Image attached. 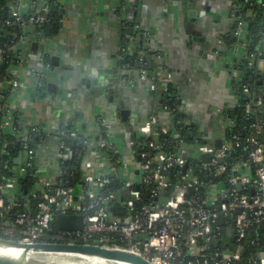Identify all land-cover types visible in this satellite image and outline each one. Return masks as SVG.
Masks as SVG:
<instances>
[{
  "label": "built area",
  "instance_id": "2783aa9c",
  "mask_svg": "<svg viewBox=\"0 0 264 264\" xmlns=\"http://www.w3.org/2000/svg\"><path fill=\"white\" fill-rule=\"evenodd\" d=\"M258 5L264 7V0L249 7ZM51 12L48 0H10L11 20L6 25L14 33L9 47L0 49V64L9 53L16 58L11 67L25 63V49L36 40L34 35L50 24ZM232 15H236L235 10ZM236 18L235 34L242 38L241 46L249 59L247 65L264 74V56L260 54L256 58L248 54L255 36L246 32L239 15ZM49 68L43 59L27 68L26 75L33 80L36 90L47 87ZM145 73L142 68L143 78ZM231 75L236 84L243 81L244 73L238 66ZM23 87V82L10 69L0 81L1 133L16 137L12 146L18 142L23 150L22 164L11 167L9 176L0 174V239L25 244H96L131 251L158 264L244 262V242H249L252 230L264 228V112L261 120L255 118L257 110L264 109L263 93L247 102L245 111L250 127L247 138L225 137L219 149L214 143H191L180 137L179 126L188 122L177 119L174 110L167 107L166 111L174 114V126L161 125L151 115L138 129V137L129 140L132 149L129 160L120 151L121 139L104 117L100 119L96 136L85 138L83 145L79 143L81 132L63 130L58 141L59 153L65 155L69 149L71 162L66 167L61 162L62 176L52 180L36 167L40 144H36L35 138L40 135L39 127L23 123L12 102ZM250 95L247 85L237 91L239 101ZM234 127L235 121L229 118L227 128ZM162 136H171V142L177 146L170 148L167 142L159 141ZM66 139L76 142L69 148ZM185 142L198 145L197 150L181 147ZM243 146L246 155L233 161V152ZM90 148L97 154V164L87 160L85 171L78 170L75 163ZM187 153L189 160L185 159ZM1 155L0 152V158ZM193 164L201 176L194 172ZM228 171L232 176L227 184L214 183ZM30 172L36 176L37 185L25 195L21 192V180ZM119 181L121 191L116 186ZM139 186H152L149 196L157 201L144 203ZM170 189L171 196L164 198ZM162 197L164 200H160ZM59 215L82 217L83 230L66 232L56 227L57 233H51ZM219 218L225 220L224 226L218 224ZM230 225L232 234L224 249H212L213 239L223 236L222 231ZM255 244L251 240V245ZM249 263L264 264V253Z\"/></svg>",
  "mask_w": 264,
  "mask_h": 264
},
{
  "label": "crops",
  "instance_id": "0c3cea01",
  "mask_svg": "<svg viewBox=\"0 0 264 264\" xmlns=\"http://www.w3.org/2000/svg\"><path fill=\"white\" fill-rule=\"evenodd\" d=\"M133 1L134 14L132 10L126 16L119 13V3L114 7L111 0L62 1L66 14L59 17V23L63 26L49 41L47 53L55 49L54 54L60 57V67L55 72L66 70L63 86L47 95H36L26 71L41 58L36 59L30 48L26 68H10L24 84L12 101L19 118L27 125H39L43 132L67 125L70 129L79 127L84 135L94 138L99 121L96 118L104 117L114 126V134L121 139L120 151L129 160V140L138 137L139 123L157 110L151 97V82L139 80L119 61L124 41L119 34V13L123 20L133 16L151 32L144 40L147 50L143 55L149 57L154 70H163L171 77L177 96L182 99L180 114L196 127L197 141L202 143L201 136L210 142L212 135L214 143L224 139L226 112L239 103L231 73L245 57L242 38L235 34L233 0ZM245 1L247 14L253 15L249 5L258 0ZM54 75L49 82L57 84L60 81L54 80ZM124 111L130 112L128 122L123 119ZM159 120L167 125L170 118L165 114ZM40 143V167L52 164L54 179L42 170L43 175L57 180L60 169H56L54 153L45 141ZM92 159L98 162L96 155Z\"/></svg>",
  "mask_w": 264,
  "mask_h": 264
},
{
  "label": "trees",
  "instance_id": "16d2710c",
  "mask_svg": "<svg viewBox=\"0 0 264 264\" xmlns=\"http://www.w3.org/2000/svg\"><path fill=\"white\" fill-rule=\"evenodd\" d=\"M37 1V0H34ZM49 5L51 6L52 12L50 15L51 22L50 24L46 25L42 30H40L38 33L34 35V38L41 36V34H44L48 36L49 38H53L56 36L59 30V14H58V1L57 0H48ZM239 8L242 10V21L244 22L245 30L247 33L252 34L255 36L254 40H252V46L248 52V54L256 55V58H260V54L264 56V42L262 41V34L264 32V7L260 8V6H253V15H248V9L247 7L243 5H239ZM10 0H0V49L8 48L13 37V28L6 25V22L11 20L10 17ZM234 28L235 25H234ZM245 40V39H244ZM248 56V55H247ZM16 58L14 54H7L4 57L3 64H0V81L3 80V77L7 74L10 67L14 64ZM247 62H249V59L244 57V60L239 63L238 68H240L244 73V78L241 83L236 84V82H233L234 85V91L237 93L241 86L247 85L251 89V95L249 98L247 96H243L242 99L239 101L238 105L234 108L230 109L226 112V117L229 119H232L235 121V127L230 129L227 128L226 131V137L231 138L233 135H239L242 140H245L250 133V127L249 122L246 119V105L250 98H257L260 94H264V79L262 74L257 68H249L247 65ZM257 61H255L256 63ZM251 78L253 79V82H251ZM263 81V84L259 85L258 82ZM177 97L175 86L172 84L167 92L162 96V99L164 101L168 100V104L170 107L174 108L175 117L179 120H186L180 113H178L174 107V102ZM166 103V102H164ZM264 109H258L255 115V118L261 120V116L263 115ZM3 123V119L0 118V139L2 141V144L0 145V152L2 153L0 158V174H3L5 176H9V170L11 167L18 166L16 164L17 158L22 153L21 144L17 142V144L13 147L12 142L16 141V137L14 136H5L1 132V125ZM181 132L183 133V137L187 139L188 142H194L197 141V131L196 127L189 126L188 124L180 125ZM135 138V137H133ZM171 136H162L158 140L161 142H167L169 144V147L172 148L173 145L177 146L176 143L171 142ZM36 144L40 143V138H35ZM246 147L243 146L240 149H237L235 152H233L232 160H236L238 158L244 157L247 153V150H245ZM232 161V162H233ZM78 170H81V164L79 161L75 163ZM194 167V172L198 175H202L200 173V170L195 167V165H192ZM37 169L38 164H36ZM231 171H228L225 175H223L220 178H216L214 180L215 184H220L221 182H224L225 184L228 183L229 178L231 177ZM173 179V178H172ZM202 179V177H201ZM177 179H175L176 181ZM174 181V179H173ZM206 181V180H204ZM77 184V183H76ZM75 184V185H76ZM37 185V178L33 173H27L25 177L21 180V192L25 195H29L32 190L35 189V186ZM116 186L121 191L122 189V182H117ZM152 186H139V191L141 192L143 196L144 203L148 202H155L157 201L155 198H150L149 193ZM245 193V192H242ZM172 194V189L167 190L164 193V198H169ZM162 197L160 200H164ZM159 200V201H160ZM58 229L55 227L53 228V232L57 233ZM249 242H244L243 246L245 248V254L243 255L244 262L241 264H250L249 260H254L258 257L259 254L264 253V228L260 229H254L249 234ZM251 240H254L256 242L255 245H251ZM228 243L227 238H223L222 235L217 236V238L213 239L212 244L210 245L212 249H224L226 244Z\"/></svg>",
  "mask_w": 264,
  "mask_h": 264
},
{
  "label": "water",
  "instance_id": "95a60500",
  "mask_svg": "<svg viewBox=\"0 0 264 264\" xmlns=\"http://www.w3.org/2000/svg\"><path fill=\"white\" fill-rule=\"evenodd\" d=\"M57 1H58L57 4H58L59 17L63 18L66 14L64 6L63 7L61 6V3L63 0H57ZM68 4H71V3H68ZM32 11H36V8H32ZM72 15H75V14H72ZM62 26H63L62 22L59 23V27H62ZM45 47L47 49L49 48V41H47ZM39 49H40V44L38 42L31 44V50L34 54H36L37 56L36 59H40L42 56L39 53ZM127 49H128V46H127ZM49 52H50L48 54L50 56L49 59H50V62L53 64L52 66L53 68L51 72L55 73L56 76H58L59 78L58 81L60 82H57V84L50 83V86L47 90L48 92L46 93V95L53 92L56 89L57 85L60 86L61 88L63 86L62 84L64 83V77L67 75L66 70H57V72H55L56 67H60V57L55 55L57 54L55 52V49L53 50L51 49ZM26 65L27 64L24 63L22 67L26 68L25 67ZM31 67H33V65H31ZM149 70L153 71L154 68H152L151 66ZM150 77L152 79H155V81L154 80L151 81V85H155L156 83L159 85L160 81L166 80L168 75L163 70H159L156 72L155 76H149V78ZM263 79H264V76H263ZM251 82H253L252 78H251ZM169 83L173 84L171 80L169 81ZM258 84L259 85L263 84V81H259ZM31 85L33 86V82H31ZM63 90H66V88H64ZM58 98L61 99L62 96L58 95ZM122 114H123L124 121L128 122L129 120L128 117L130 115V112L124 111ZM165 114H167V116L170 118V120H168L169 123L167 125H169L170 127H173L174 124L172 123L175 119L174 114L172 113L170 114L168 111ZM165 114H164V111H158L154 113L153 115H155L159 120V117L165 116ZM159 123H160V120H159ZM161 125H164V124H161ZM38 127L40 129V135H39L40 142L45 141L46 142L45 145L49 147V149H52V152L54 153L55 161L57 164L56 169L58 170L60 169L59 170L60 176H62L61 162L63 163V166L66 167L68 163L71 162V159L69 156V149L65 155H60L58 141H59L61 132L63 130L66 132H69L71 130L70 126L68 127L67 125L66 126L63 125L62 127H59L56 131H51V132L50 131L43 132V130L40 128L39 125ZM113 127L114 126H112V129ZM178 134L180 135V137L183 136V133L180 131H178ZM87 137L89 136L84 135L79 140V143L83 145L84 139ZM199 140H201L203 144L208 142V141L202 140L201 136H199ZM65 142H66V145L70 148L72 144L76 142V140L66 139ZM222 143L223 141L219 139V140H216L214 144L216 148L219 149L221 148ZM180 146L187 150H197V147H198V145H192L186 142L180 144ZM39 154H40V151H39ZM39 154H38V158H39ZM93 155L97 156L93 148H90L85 155L81 153L79 157V162L82 166L81 167L82 170L85 171V162L87 160L94 162V160L92 159ZM82 157H83V160L80 161ZM185 159L186 160L190 159L188 153L185 154ZM40 162L41 161L37 162L39 171L40 172L46 171L49 177L53 178V174H54V170L52 169L53 165L48 164L46 165L47 167L45 166V168H42L40 167ZM16 164L19 166L22 164V155H20V157L16 160ZM118 205L119 204H117V206ZM119 206L121 208H124V205H119ZM218 224L221 226H224L225 220L223 218H219ZM54 227H57L61 231L76 232V231H82L84 224H83V219L80 216L59 215L57 219L55 220L54 224L52 225V229ZM232 227L233 226L230 225L228 226L227 229H224L222 231L223 238H229L231 236ZM52 232L53 230H51V233ZM0 248L15 249V250L20 251L18 257L0 255V264H66V263H69V264H101L102 262H100V260L104 261L105 263H109V264H158V263H152L149 260L145 259L143 256L136 254L134 252H131V251L120 250L117 248L103 247V246H99L96 244H61V243H51V242L25 244V243H19L16 241L0 239ZM90 259H93V260H90ZM97 259H100V260H97ZM90 261H96V262H90Z\"/></svg>",
  "mask_w": 264,
  "mask_h": 264
},
{
  "label": "flooded vegetation",
  "instance_id": "af4514ba",
  "mask_svg": "<svg viewBox=\"0 0 264 264\" xmlns=\"http://www.w3.org/2000/svg\"><path fill=\"white\" fill-rule=\"evenodd\" d=\"M132 0H119V13L125 14L129 13L133 10V14H134V7H136V2H131ZM244 1L245 0H233L232 1V6H233V10H235L236 15L233 16V20H234V25L236 27V20H237V15H239L240 19L242 20V10L239 8V5H243L244 6ZM233 10H232V14H233ZM118 13V26L120 27V31L121 33H119L121 36V39L124 37V41L122 42V49L120 51V56H119V61L122 65H125L127 68L130 69V71L132 70L133 72H135V75L137 74V78L141 81H146L149 80L151 81H155V79H151L149 78V76H155L156 74V70H149V68L152 66V68L154 67L150 61H149V57H146L144 54L145 50V41H146V37H149V35L151 34V32L148 30V28L143 27L141 21L135 19L133 16L132 17H128V20H123L120 16V14ZM136 14V12H135ZM122 20V21H121ZM236 29V28H235ZM51 38H49L48 36L41 34V36L37 37L36 40L33 42H38L40 44V49H39V53L42 55L41 59H43L45 62H47V64H49L50 68H49V74H48V85L46 88L38 91L36 90L34 87V90L36 92L37 96L40 95H46V93L48 92V88L50 86V79L52 78V66L53 64L50 62V56L47 53V48L46 43L47 41H50ZM145 40V41H144ZM32 43V44H33ZM128 46V49H127ZM31 45L29 44L27 46V48L24 51V59H27V54H28V50H30ZM130 50V51H129ZM148 52V51H147ZM149 53V52H148ZM48 60V61H47ZM142 68L145 70V77L143 78L141 76V70ZM50 75V76H49ZM56 77V78H55ZM54 80L58 79V76H56V74L54 75ZM136 78V77H135ZM32 80V79H31ZM33 82V80H32ZM54 84V83H53ZM232 84H233V80H232ZM172 84L169 83L168 80H163L160 81L159 85L156 83L155 85H151L150 86V91L152 93L151 97L153 99V102L155 103L154 105V109L158 111H166V107L167 108H171L172 110H174V108L170 107V105L168 104V100L164 101L162 99V96L167 92V90L169 89V87ZM59 87V86H57ZM56 87V89H57ZM234 88V85H233ZM52 90V88H51ZM55 91V90H54ZM178 98L175 99L174 102V107L176 109V111L178 113H180V109L182 104V99L181 97L177 96ZM152 102V104H153ZM166 102V103H164ZM180 108V109H179ZM154 111V110H152ZM155 112V111H154ZM155 112V113H156ZM170 113V111H168ZM123 116V115H122ZM102 117H97L96 120L98 122V130L100 128V119ZM142 121L139 123V127L142 125ZM191 123H189V126ZM115 125V124H114ZM192 126H194V124H192ZM72 131H79L81 132L82 136H84V133L79 129V127H77L76 129H71L69 132Z\"/></svg>",
  "mask_w": 264,
  "mask_h": 264
},
{
  "label": "bare ground",
  "instance_id": "6f19581e",
  "mask_svg": "<svg viewBox=\"0 0 264 264\" xmlns=\"http://www.w3.org/2000/svg\"><path fill=\"white\" fill-rule=\"evenodd\" d=\"M19 253H20L19 250L0 248V255L18 257ZM90 260H93V259H90ZM97 260H100V259H97ZM87 261H89V260H87ZM90 262H96V261H90ZM100 262H102L101 264H109V263H105L102 260H100ZM66 264H69V263H66Z\"/></svg>",
  "mask_w": 264,
  "mask_h": 264
},
{
  "label": "rangeland",
  "instance_id": "374dc122",
  "mask_svg": "<svg viewBox=\"0 0 264 264\" xmlns=\"http://www.w3.org/2000/svg\"><path fill=\"white\" fill-rule=\"evenodd\" d=\"M119 0H111V2H112V6H116V4H117V2H118ZM185 1H187V0H185ZM71 4H72V2H71ZM214 139H215V137L212 135L211 137H210V144L211 143H214L213 141H214ZM130 148V154L132 153V149H131V147H129ZM123 193H121L120 194V196L122 195ZM114 217V216H113Z\"/></svg>",
  "mask_w": 264,
  "mask_h": 264
}]
</instances>
